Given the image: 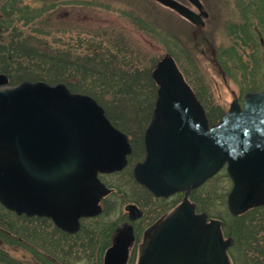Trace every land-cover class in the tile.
Segmentation results:
<instances>
[{
  "label": "water",
  "instance_id": "obj_1",
  "mask_svg": "<svg viewBox=\"0 0 264 264\" xmlns=\"http://www.w3.org/2000/svg\"><path fill=\"white\" fill-rule=\"evenodd\" d=\"M157 1L199 22L186 5ZM189 1L202 7L200 0ZM152 76L160 85L161 119L156 125L157 109L145 135L147 155L135 175L158 197L178 190L186 194L149 229L137 264H232L228 249L233 238H225L220 219L197 212L189 192L227 162L228 173L239 180L228 196L230 212L239 215L264 205V197H257L264 190V90L247 94L242 109L232 103L216 126L224 136L231 127L230 140L215 146L204 133V110L173 57L162 58ZM131 150L128 136L92 96L42 80L10 85L0 74V203L8 210L51 218L75 233L82 218L102 213L101 200L112 191L99 174L123 170ZM125 209L130 220L142 215L134 204ZM135 240L130 222L119 226L104 264H128Z\"/></svg>",
  "mask_w": 264,
  "mask_h": 264
},
{
  "label": "trees",
  "instance_id": "obj_2",
  "mask_svg": "<svg viewBox=\"0 0 264 264\" xmlns=\"http://www.w3.org/2000/svg\"><path fill=\"white\" fill-rule=\"evenodd\" d=\"M92 1L0 0V74L7 75L11 85L26 80H42L49 84L65 83L73 92L91 95L105 108L113 124L131 137L134 147L132 160L143 155V133L154 106V95H142L139 91L152 92L156 83L149 72L135 68L134 51L131 52L129 45L123 42V36L118 35L122 41L113 44L109 37L102 35L101 38L94 36L85 40L79 31H75L72 33L75 41L66 42L70 33L65 29L64 21L72 11L75 16ZM239 1L241 19L231 28L230 35L234 41L231 52H237L240 45L256 43L261 46L264 43V0ZM130 16L136 25L151 28L150 22L141 16ZM225 56L234 57V53L218 55L221 63ZM237 57L241 58L239 54ZM257 62L255 60L253 64L242 67L245 71L253 67V79L256 69L261 68L264 73ZM258 80L255 78L252 83L256 84ZM139 94L145 97L139 102L142 109L135 113L137 125H130L132 123L120 114L124 111L126 114L127 109L123 98L125 95L139 98ZM108 96L115 98V109L111 108V99L106 100ZM116 174L133 180L130 168ZM205 188L196 190L191 198L198 211L212 216L216 197H210L211 193ZM141 190L148 200L154 198L148 190ZM120 192L124 190L120 189ZM104 216L105 211L100 216L83 219L81 229L71 234L55 226L49 218L17 215L0 203V264H103L113 231L121 223V219L106 221ZM220 219L223 220L225 235L234 239L229 248L232 263L264 264V206L239 216L228 210ZM20 249L28 251L30 256L18 258L10 253ZM136 257L134 248L128 264H133Z\"/></svg>",
  "mask_w": 264,
  "mask_h": 264
},
{
  "label": "rangeland",
  "instance_id": "obj_3",
  "mask_svg": "<svg viewBox=\"0 0 264 264\" xmlns=\"http://www.w3.org/2000/svg\"><path fill=\"white\" fill-rule=\"evenodd\" d=\"M176 1L197 13L199 22L194 23L186 19L176 10L157 0H94L90 3L91 5L84 6L77 13L74 12L75 16L71 14L72 11L66 18L65 29L70 35L67 34L69 37L65 40L73 43L75 40L72 38L75 35L72 33L75 31H79L80 36L85 40L94 36L101 38L102 35L109 37L113 44L123 40L129 45L130 51H134L135 68L142 72H149L151 76L157 63L166 55H171L199 101L206 106L209 112L213 113V118H217L219 113L228 110L235 97L264 89V78L262 77L264 73L261 68L256 69L258 72L254 71V79L253 70L251 72L253 67L246 71L242 69L243 65H251L255 60L258 61L257 65L260 67L261 64L264 69V43L261 46L256 43L248 46L240 45L237 52L241 58L237 57L236 51L231 52L234 41L230 33L232 25L241 19L240 1L200 0L201 8L189 0ZM132 14L146 19L150 22L151 28L136 25L130 16ZM152 29L155 31H151ZM118 35L123 36L124 39L120 40ZM222 53H227V55L234 53V57L225 56L222 59L224 66L218 59V55ZM238 58L240 61L237 60ZM255 78L262 81L258 80V83L253 84L252 81ZM255 86L258 88H254ZM157 90L158 85L156 84L152 92L141 90L139 93L142 95L152 93L154 95L152 102L155 103ZM141 94L139 98L132 95H125L123 98L127 109L126 114L125 111L120 114L123 119L132 123L130 125H137L134 119L135 113L142 109L139 102L145 98ZM109 99L111 98L108 96L106 100ZM114 99H111L112 109L117 107V104L114 105ZM102 181L113 187V192H115L113 195L109 194L101 203L106 213L104 216L106 221L126 220L125 207L130 203H136L145 212L142 224L147 227L181 199L176 196L162 205L159 200L153 198L150 200L151 203L144 204L143 199L137 195L134 179L126 175L112 174L102 177ZM231 187L232 181L225 171L220 172L208 182L204 190L211 193L210 197H216L210 217L220 219L224 213L226 214ZM120 189L124 192H120ZM141 239L142 230L139 232L137 242ZM10 253L18 258L22 255L30 256L29 252L23 249L11 250ZM136 262L137 257L133 264Z\"/></svg>",
  "mask_w": 264,
  "mask_h": 264
},
{
  "label": "flooded vegetation",
  "instance_id": "obj_4",
  "mask_svg": "<svg viewBox=\"0 0 264 264\" xmlns=\"http://www.w3.org/2000/svg\"><path fill=\"white\" fill-rule=\"evenodd\" d=\"M192 95H193V97L200 103V105H201V107L203 108V110H204V113H205V117H206V125H205V128H204V133L206 134V136L208 137V140H209V142L211 143V145H218L219 144V142H229V140H230V137H231V135H230V132H231V127H229L228 128V135L227 136H224L223 135V133H222V131H221V127H216V126H218L219 125V122H220V120H221V118L223 117V115H225L226 113H228L230 110H231V104H230V107H229V109L228 110H226V111H224V112H222L217 118H213V113H211V111L209 112V110H207V108H206V106H204L203 104H201V102L199 101V99H198V96L192 91ZM246 95H247V93L246 94H244L243 96H241V97H235L233 100H236V101H238V103H239V106H240V108L242 109L243 107H244V101H245V99H246ZM232 100V101H233ZM232 103V102H231ZM239 108V109H240ZM158 109V110H157ZM157 110V112H158V116H157V118H158V121L157 122H155V124L157 125L158 123H159V121H160V119H161V116H160V111H161V108H159L158 107V105H157V100L155 101V104H154V106H153V108H152V114H151V117H150V119H149V121H148V123H147V125H146V127H145V130H144V133H143V149H142V152H143V155H142V157H136V158H134V159H132V160H130V158H131V156H132V153H133V150H134V147H133V143H132V141H131V137L129 136V142H130V144H131V148H132V151H131V154L130 155H128V162H127V166L125 167V169L126 168H130L131 169V172H132V175H133V179L135 180V185H136V187H137V195H139L140 196V198H142L143 199V203L144 204H149V203H151L150 202V200H148L146 197H144V194L142 193L143 191L141 190L142 188H144V189H146V190H148L147 188H146V186L143 184V183H141L137 178H136V175H135V170H136V167H137V165L139 164V163H141V162H143L144 160H145V158H146V154H147V150H146V142H145V135H146V133H147V129L149 128V126H150V124L153 122V120L155 119V111ZM200 114V113H199ZM213 127H216L215 129H213ZM213 135H216V136H213ZM221 139H222V141H221ZM227 167H228V163L226 162L224 165H223V167H222V169L218 172V174L220 173V172H222V171H225L226 172V174H228V172H227ZM124 169V170H125ZM122 172V171H121ZM113 174H115V173H113ZM217 174V175H218ZM108 175H112V174H100V178H101V180H102V177H104V176H108ZM217 175H215L214 177H216ZM230 176V175H229ZM228 176V177H229ZM214 177H212V178H209V179H207L202 185H200L199 187H196V188H193V189H191V191L189 192V198L192 200V198H191V196H192V194L196 191V190H199L200 188H202V187H204V186H206L207 184H208V182H210ZM230 179H231V181H232V188L234 187V185L239 181L237 178H233V177H229ZM107 185V184H106ZM107 186H109V185H107ZM139 186V187H138ZM109 187H111V186H109ZM113 188V187H112ZM240 190V189H239ZM242 190V189H241ZM240 190V191H241ZM149 191V190H148ZM139 192V193H138ZM150 192V191H149ZM261 192H263L262 193V195H259V196H257V197H264V190L263 191H261ZM151 193V192H150ZM152 194V193H151ZM185 194H186V192H185V190H178V191H176L175 193H173V194H171L170 196H168V197H156L155 195H153L152 194V196L155 198V199H157V200H159V202H161V204L163 205V204H165V203H167V201L169 200V199H171V198H175L176 196H179L181 199H180V201H178V203L176 202L175 203V205H173V207H170V209L168 210V211H166L165 213H163L159 218H157L155 221H153L150 225H148L147 227H144V225L142 224V219H143V217L145 216V212L143 211V209H141L140 208V206L138 205V204H136V203H132V204H134V205H136L140 210H141V212H142V215H141V217H139V218H137V219H134V220H130V214H129V212H127V215H126V217H127V219L126 220H123L120 224H118V226H120L121 224H123V223H125V222H130L132 225H133V229H134V234H135V236H139V232H140V230H142V239H141V241H139V242H136L135 243V245L133 246V248H132V250L134 249V248H136V246H137V257H139V255H140V252H141V246H142V244L145 242V240H146V238H147V236H149L150 234V228H153V227H155V226H157V224L159 223V221H161V219L172 209V208H174V207H176L181 201H182V199L184 198V196H185ZM193 201V200H192ZM117 226V227H118ZM116 227V228H117ZM113 235V234H112Z\"/></svg>",
  "mask_w": 264,
  "mask_h": 264
}]
</instances>
